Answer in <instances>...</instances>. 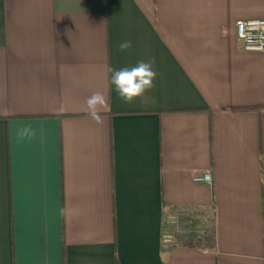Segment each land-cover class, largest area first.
<instances>
[{
	"label": "crops",
	"instance_id": "obj_1",
	"mask_svg": "<svg viewBox=\"0 0 264 264\" xmlns=\"http://www.w3.org/2000/svg\"><path fill=\"white\" fill-rule=\"evenodd\" d=\"M250 17L264 0H0V264H264ZM153 59L154 87L123 102L107 69Z\"/></svg>",
	"mask_w": 264,
	"mask_h": 264
},
{
	"label": "clouds",
	"instance_id": "obj_2",
	"mask_svg": "<svg viewBox=\"0 0 264 264\" xmlns=\"http://www.w3.org/2000/svg\"><path fill=\"white\" fill-rule=\"evenodd\" d=\"M131 47L130 41H122L118 45L121 52ZM154 63L153 59L149 62L140 61L131 68L116 70L109 67L107 69L111 73L110 83L123 102L132 103L135 98L142 96L147 90L154 87L153 81L157 75L152 67ZM85 111L94 121L101 123V112L111 111V104L103 92L96 91L87 98Z\"/></svg>",
	"mask_w": 264,
	"mask_h": 264
},
{
	"label": "built area",
	"instance_id": "obj_3",
	"mask_svg": "<svg viewBox=\"0 0 264 264\" xmlns=\"http://www.w3.org/2000/svg\"><path fill=\"white\" fill-rule=\"evenodd\" d=\"M235 28L236 36L243 50L264 53V17L237 19ZM195 180L208 182L210 174L205 173L202 176H197ZM183 234L179 229L178 218L173 217L170 226L163 232L162 241L164 244L173 245ZM187 236L192 238L193 232L189 230L185 237Z\"/></svg>",
	"mask_w": 264,
	"mask_h": 264
},
{
	"label": "rangeland",
	"instance_id": "obj_4",
	"mask_svg": "<svg viewBox=\"0 0 264 264\" xmlns=\"http://www.w3.org/2000/svg\"><path fill=\"white\" fill-rule=\"evenodd\" d=\"M183 228H184V230H185V231H187V228H186V227H183ZM179 229L181 230V228H180V227H179ZM190 231H192V232H193V234H197V233H196V231H194L193 229H191ZM208 235H209V234H208ZM182 238H183V237H181V239H182Z\"/></svg>",
	"mask_w": 264,
	"mask_h": 264
},
{
	"label": "trees",
	"instance_id": "obj_5",
	"mask_svg": "<svg viewBox=\"0 0 264 264\" xmlns=\"http://www.w3.org/2000/svg\"><path fill=\"white\" fill-rule=\"evenodd\" d=\"M192 241L190 240V239H188V240H186V241H184L183 243H185V244H190Z\"/></svg>",
	"mask_w": 264,
	"mask_h": 264
}]
</instances>
